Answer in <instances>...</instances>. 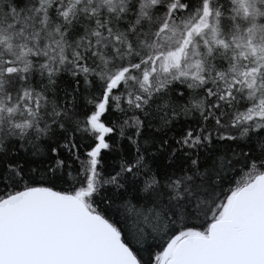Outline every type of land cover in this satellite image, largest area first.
<instances>
[{
	"label": "snow or ice",
	"instance_id": "snow-or-ice-1",
	"mask_svg": "<svg viewBox=\"0 0 264 264\" xmlns=\"http://www.w3.org/2000/svg\"><path fill=\"white\" fill-rule=\"evenodd\" d=\"M0 264H264V0H0Z\"/></svg>",
	"mask_w": 264,
	"mask_h": 264
}]
</instances>
